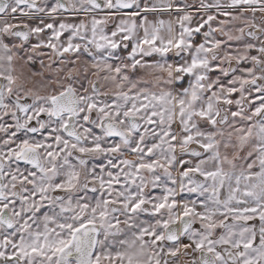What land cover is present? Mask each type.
<instances>
[{
	"label": "snow or ice",
	"instance_id": "snow-or-ice-1",
	"mask_svg": "<svg viewBox=\"0 0 264 264\" xmlns=\"http://www.w3.org/2000/svg\"><path fill=\"white\" fill-rule=\"evenodd\" d=\"M0 264H264V0H0Z\"/></svg>",
	"mask_w": 264,
	"mask_h": 264
}]
</instances>
